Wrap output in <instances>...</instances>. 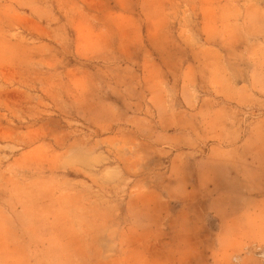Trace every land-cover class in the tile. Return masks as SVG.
<instances>
[{
  "label": "rangeland",
  "instance_id": "obj_1",
  "mask_svg": "<svg viewBox=\"0 0 264 264\" xmlns=\"http://www.w3.org/2000/svg\"><path fill=\"white\" fill-rule=\"evenodd\" d=\"M246 161L264 0H0V264L227 258Z\"/></svg>",
  "mask_w": 264,
  "mask_h": 264
},
{
  "label": "crops",
  "instance_id": "obj_2",
  "mask_svg": "<svg viewBox=\"0 0 264 264\" xmlns=\"http://www.w3.org/2000/svg\"><path fill=\"white\" fill-rule=\"evenodd\" d=\"M231 119V118H230ZM244 146H240L239 149L242 151ZM217 148H213L214 152ZM245 149V148H244ZM244 164L247 167H242L240 171V178H243L244 171H249L251 169L250 178L245 177L247 180L246 185L251 186L247 188L246 193L243 196V200L249 202V206L245 211L239 215L238 221L233 218H219L218 232L221 234L220 244H227V253H225L227 258L207 260L206 264H231L228 261V255L232 252H244L245 250L253 247H258L261 245L263 240L262 234L264 233V162L255 165L253 161H246ZM254 172V174H252ZM241 178V179H242ZM243 178V179H244ZM205 219H209L211 216L209 214H204ZM195 226V231H209V226L207 224L203 226ZM192 229V228H191ZM237 250V251H236ZM240 264H260L258 261H252L248 257L241 259Z\"/></svg>",
  "mask_w": 264,
  "mask_h": 264
}]
</instances>
